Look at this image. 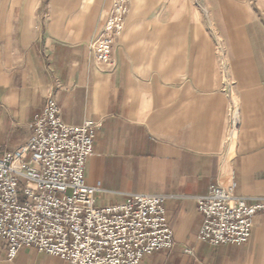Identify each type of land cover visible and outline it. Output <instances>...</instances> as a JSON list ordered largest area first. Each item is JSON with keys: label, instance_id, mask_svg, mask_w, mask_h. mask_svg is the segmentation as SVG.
I'll return each mask as SVG.
<instances>
[{"label": "crops", "instance_id": "obj_1", "mask_svg": "<svg viewBox=\"0 0 264 264\" xmlns=\"http://www.w3.org/2000/svg\"><path fill=\"white\" fill-rule=\"evenodd\" d=\"M114 0H0V158L26 144L48 96L102 124L86 182L98 205L167 197L175 246L142 264H264V216L243 246L199 242L212 187L264 198V0H129L110 64L91 43ZM230 88V89H229ZM232 99L241 127L229 135ZM0 264H67L23 248Z\"/></svg>", "mask_w": 264, "mask_h": 264}, {"label": "built area", "instance_id": "obj_2", "mask_svg": "<svg viewBox=\"0 0 264 264\" xmlns=\"http://www.w3.org/2000/svg\"><path fill=\"white\" fill-rule=\"evenodd\" d=\"M128 11L129 0H114L110 18L91 43L99 63L110 64ZM101 127L94 120L65 123L48 96L31 124L30 140L0 158V242L9 261L21 249L34 248L67 264H142L155 252L174 248L167 197L130 194L122 202L98 205L99 190L86 182L85 170ZM240 127V107L232 99L231 139ZM197 205L203 215L198 240L212 247L247 244L255 218L264 216V198L249 202L219 186Z\"/></svg>", "mask_w": 264, "mask_h": 264}]
</instances>
